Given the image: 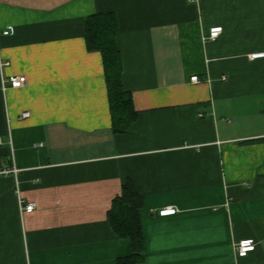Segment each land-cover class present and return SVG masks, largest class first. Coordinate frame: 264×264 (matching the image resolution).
I'll list each match as a JSON object with an SVG mask.
<instances>
[{
  "label": "crops",
  "instance_id": "1",
  "mask_svg": "<svg viewBox=\"0 0 264 264\" xmlns=\"http://www.w3.org/2000/svg\"><path fill=\"white\" fill-rule=\"evenodd\" d=\"M99 13L118 21L137 113L124 134L102 55L86 47V19ZM214 27L222 34L205 40ZM255 53L264 0H0V171L18 170L0 175V264H117L131 246L107 216L128 182L144 200L138 264H264ZM9 76L28 83L5 90ZM169 207L177 213L161 217ZM245 239L256 249L238 259Z\"/></svg>",
  "mask_w": 264,
  "mask_h": 264
},
{
  "label": "trees",
  "instance_id": "2",
  "mask_svg": "<svg viewBox=\"0 0 264 264\" xmlns=\"http://www.w3.org/2000/svg\"><path fill=\"white\" fill-rule=\"evenodd\" d=\"M118 31V21L113 13L94 14L86 19L87 50L98 52L103 58L113 131L124 134L135 122L137 113L131 93L123 85V60L117 44ZM143 203V197L130 182L112 202L107 216L109 226L116 237L129 240L132 251L129 256L118 259L117 264H138L143 258L144 236L140 216Z\"/></svg>",
  "mask_w": 264,
  "mask_h": 264
},
{
  "label": "built area",
  "instance_id": "3",
  "mask_svg": "<svg viewBox=\"0 0 264 264\" xmlns=\"http://www.w3.org/2000/svg\"><path fill=\"white\" fill-rule=\"evenodd\" d=\"M222 27H214L209 31V35L205 37V40L208 41H215L216 39L219 38V36L222 34ZM4 34L8 35L9 32L6 31ZM264 58V53H255L250 55L251 60H256V59H262ZM9 63H4L1 64V66H8ZM200 78L198 76H193L191 78V82L198 84L200 82ZM4 83V89L6 90L7 88H12V89H21L25 87L28 83L26 76H9L8 78H5L3 81ZM43 145L40 144V147ZM18 170L15 167L12 168H5L0 171V175H11L13 173H17ZM19 206H20V211L21 213H31L35 209V204L30 203L26 204L25 201L19 197ZM177 213V210L175 208L169 207L164 210H161L159 212V215L161 217H166V216H173ZM256 242L253 239H245L241 240L238 242L236 246V253H237V258L238 259H245L247 258L252 252L255 251L256 249Z\"/></svg>",
  "mask_w": 264,
  "mask_h": 264
}]
</instances>
